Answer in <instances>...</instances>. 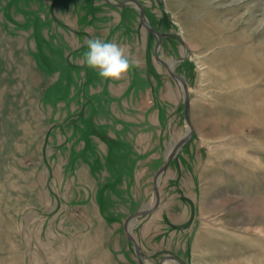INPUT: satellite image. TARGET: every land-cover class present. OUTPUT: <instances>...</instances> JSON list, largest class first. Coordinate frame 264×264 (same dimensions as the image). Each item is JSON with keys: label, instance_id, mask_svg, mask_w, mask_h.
Segmentation results:
<instances>
[{"label": "rangeland", "instance_id": "374dc122", "mask_svg": "<svg viewBox=\"0 0 264 264\" xmlns=\"http://www.w3.org/2000/svg\"><path fill=\"white\" fill-rule=\"evenodd\" d=\"M119 4L127 0H109ZM0 0V264H264V0ZM136 63L106 82L86 40Z\"/></svg>", "mask_w": 264, "mask_h": 264}, {"label": "water", "instance_id": "95a60500", "mask_svg": "<svg viewBox=\"0 0 264 264\" xmlns=\"http://www.w3.org/2000/svg\"><path fill=\"white\" fill-rule=\"evenodd\" d=\"M104 1L109 6L116 7V8H122L124 5H126L128 3H133L136 6V8H137V10L139 12V23H140V25L147 30V32L150 34V36H155L157 38V45H156V47L154 49V58H155V60L160 65H162L165 68V70L170 75V77H172L174 80L178 81L181 84V86H182L183 96H184V98H183V101H184V116H185V120L188 122L189 95H188V89H187L186 82L181 77H179V76H177L176 74L173 73V70H172L173 64L168 65V64L164 63L159 58V56L157 54L158 49H159V47L161 45L162 39L171 37V35L159 33V32L155 31L154 29H152L151 27H149L146 24L145 15H144L145 11H144L142 5L137 0H127V1H124V2L119 3V4L112 3L109 0H104ZM191 134H192L191 131L188 132V135L183 137L173 147V150L170 153L165 165L161 169H159L158 172L156 173V175L154 176V180H153V190H154V195H155L154 204L149 209H146V210H143V211H140L138 213H135V214L131 215L130 217H128L126 219V221L124 223V233H125L127 239L133 244L134 251H135V254H136V257H137V261H138L139 264H144V262L142 260V252L140 251L136 241L134 240V238L132 237V235L130 233V223L132 221H135L137 218L149 215L151 212H153L158 207V204H159V193H158L157 184H158L159 178L162 175V173L168 168V166H169L174 154L178 150V148L180 146H182L190 138ZM168 260L173 261V262L178 263V264H182L179 259H176L173 256H169ZM159 264H164V261H161Z\"/></svg>", "mask_w": 264, "mask_h": 264}, {"label": "clouds", "instance_id": "9594fccd", "mask_svg": "<svg viewBox=\"0 0 264 264\" xmlns=\"http://www.w3.org/2000/svg\"><path fill=\"white\" fill-rule=\"evenodd\" d=\"M82 63L96 71L106 82H116L126 77L136 63L130 59L126 45L105 41L100 38L87 39Z\"/></svg>", "mask_w": 264, "mask_h": 264}, {"label": "bare ground", "instance_id": "6f19581e", "mask_svg": "<svg viewBox=\"0 0 264 264\" xmlns=\"http://www.w3.org/2000/svg\"><path fill=\"white\" fill-rule=\"evenodd\" d=\"M186 85H187V84H186ZM187 89H188V88H187ZM133 222H134V221H132V222L130 223V228H131V226H132ZM130 230H131V229H130Z\"/></svg>", "mask_w": 264, "mask_h": 264}]
</instances>
